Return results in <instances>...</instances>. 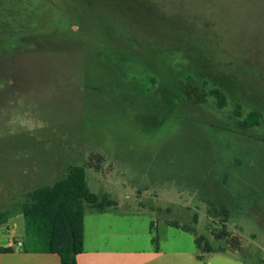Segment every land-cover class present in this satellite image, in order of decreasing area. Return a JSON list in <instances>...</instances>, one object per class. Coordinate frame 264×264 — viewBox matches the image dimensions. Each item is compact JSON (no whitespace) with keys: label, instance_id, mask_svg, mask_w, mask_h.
Segmentation results:
<instances>
[{"label":"rangeland","instance_id":"374dc122","mask_svg":"<svg viewBox=\"0 0 264 264\" xmlns=\"http://www.w3.org/2000/svg\"><path fill=\"white\" fill-rule=\"evenodd\" d=\"M113 1L0 0V45L12 51L0 54V247H42L20 205L80 166L93 194L118 203L117 250L264 264V134L230 117L248 107L242 91L264 94V0ZM180 75L196 82L190 93ZM97 213H85L89 246ZM183 227L233 252L201 254Z\"/></svg>","mask_w":264,"mask_h":264},{"label":"trees","instance_id":"16d2710c","mask_svg":"<svg viewBox=\"0 0 264 264\" xmlns=\"http://www.w3.org/2000/svg\"><path fill=\"white\" fill-rule=\"evenodd\" d=\"M3 44L0 45V54L11 53L12 51ZM211 92L220 107L227 104V97L220 89H212ZM254 116V122L250 121V123L258 124V116ZM100 160H102L101 157ZM20 207L26 222V237L42 245L37 249L24 246L20 250L56 254L60 257V264H78L77 257L84 252V219L87 207L98 213H104L109 209H116L118 203L106 195L93 194L88 188L85 169L80 166H71L67 176L54 185L27 193ZM227 213L224 207L213 206L209 211V214H214L216 217L223 216L226 222L228 221ZM8 215L4 212L0 213V221ZM196 223L197 217L195 218ZM173 226L179 227L176 224ZM182 229L196 236L195 242L201 254L233 252L228 247H211L202 237L197 236L194 227H183ZM228 237L229 233L226 230L217 235V238L221 240ZM154 242H157L156 238ZM11 252H14L11 248H0V253ZM198 258L203 259L202 255H198Z\"/></svg>","mask_w":264,"mask_h":264},{"label":"crops","instance_id":"0c3cea01","mask_svg":"<svg viewBox=\"0 0 264 264\" xmlns=\"http://www.w3.org/2000/svg\"><path fill=\"white\" fill-rule=\"evenodd\" d=\"M118 208L109 209L104 213H97L96 217H92L97 224V237L95 238V245H88V227L87 216L85 215V244L84 252L77 257L78 264H174V261L164 260L161 263V256L164 252L159 246L148 252H135L134 254L126 247L118 248L114 246V223L116 220H121L117 214ZM95 216V215H93ZM113 223V224H112ZM21 243V242H20ZM22 244V243H21ZM25 244L23 243V247ZM1 248V247H0ZM4 248H11L14 252L0 253V264H60V257L56 254L35 252L29 250H20L22 247H14L13 245L4 246ZM177 259L179 254L174 255ZM199 260L204 262L205 257ZM138 259V261H137ZM232 264H247L239 260Z\"/></svg>","mask_w":264,"mask_h":264},{"label":"flooded vegetation","instance_id":"af4514ba","mask_svg":"<svg viewBox=\"0 0 264 264\" xmlns=\"http://www.w3.org/2000/svg\"><path fill=\"white\" fill-rule=\"evenodd\" d=\"M109 2H110V0H109ZM114 2H115V0L112 3H114ZM120 2H124V4H126L125 0L124 1L120 0ZM133 13H134V11L130 12V14H133ZM191 74H193V77L197 78V81L201 82V84L203 83L202 89L200 91L203 94H208V96H210L211 98L213 97L215 99V101H217V99L213 96V94L211 92L212 89L217 88V89H220L224 93V95H226V97H227V93L225 92V90H223L222 88H219V86L207 89L208 88V86H207L208 82L204 78L197 77L195 72H192ZM152 82H153L152 85H156V86L158 85V80L156 79V77H153ZM178 83L180 85V89L183 88L182 91L184 90V91H187L189 93L192 90H194L193 88L195 87V85H197L196 82L192 83V82L186 81L185 76H183V75H180ZM181 84H184V87H182ZM241 84H242V86H244L243 82H241ZM244 89H245V87H244ZM242 92H243L242 94L246 96V100H249L248 107L246 109H244V107L242 105L237 104L232 109V114L230 116L231 119H234V123L240 132H245V131H250V130L256 129L257 132L264 134V106H260L261 102L264 103V98H263L264 94H260L259 92H257L254 89H251L250 91H242ZM217 106L219 109L222 110L228 106V101L224 107H220L218 102H217ZM249 107H251L253 109H251ZM254 115L258 116V121H259L258 124L250 123V121L254 122V117H255Z\"/></svg>","mask_w":264,"mask_h":264},{"label":"built area","instance_id":"2783aa9c","mask_svg":"<svg viewBox=\"0 0 264 264\" xmlns=\"http://www.w3.org/2000/svg\"><path fill=\"white\" fill-rule=\"evenodd\" d=\"M19 245H21V243H19Z\"/></svg>","mask_w":264,"mask_h":264}]
</instances>
